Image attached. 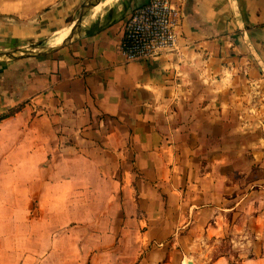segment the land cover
I'll return each instance as SVG.
<instances>
[{"label":"crops","instance_id":"crops-1","mask_svg":"<svg viewBox=\"0 0 264 264\" xmlns=\"http://www.w3.org/2000/svg\"><path fill=\"white\" fill-rule=\"evenodd\" d=\"M76 1L0 0V50ZM117 1L0 57V264H264V0H184L178 49L136 59L149 0Z\"/></svg>","mask_w":264,"mask_h":264},{"label":"built area","instance_id":"built-area-1","mask_svg":"<svg viewBox=\"0 0 264 264\" xmlns=\"http://www.w3.org/2000/svg\"><path fill=\"white\" fill-rule=\"evenodd\" d=\"M184 0H149L124 22L121 48L129 59L150 58L178 49Z\"/></svg>","mask_w":264,"mask_h":264},{"label":"rangeland","instance_id":"rangeland-1","mask_svg":"<svg viewBox=\"0 0 264 264\" xmlns=\"http://www.w3.org/2000/svg\"><path fill=\"white\" fill-rule=\"evenodd\" d=\"M107 1H109V0H105V1H103L102 3H99V4H97L96 5V7H94V9L93 10H91L90 11V7H89V5H87L86 6V9H85V13H84V16H83V18H88L89 16H96V18L99 16V17H102V16H104V14L102 13V12H100V8H99V6H102L103 4H105ZM120 1V2H119ZM114 6H124V5H126V3H128V4H131V1L132 0H119ZM85 2H87V3H89V0L87 1V0H77L76 2H75V4H74V6L72 7L73 9H72V12H69L68 14H65L64 16H63V19L62 20H60L58 23H56L55 25H54V27L53 28H49L46 32V35H44L43 37L42 36H39L38 34H34L32 37H31V39H27L26 40V42H24V44H23V46H21V47H18V46H16L18 43H20V42H17V43H12V46L10 47V48H7V49H2V50H0V52H4V51H20V50H29V49H32V48H36V50H38L40 47H43V46H46V45H48V44H52L53 42H56V44H59V43H61L60 41H57L58 40V37H60V36H58L57 37V39H55V40H53V39H51L52 37H53V35L56 33V30L57 29H59V28H61V27H63V26H65V25H69L68 26V28L66 29V30H64L62 33H65L66 31H68V29H70V27H71V25H72V23L75 21V20H77V18L79 17V15H80V12H81V10H82V8H83V5H84V3ZM114 6H113V8H114ZM109 8V7H108ZM108 8L106 9V10H108ZM105 10V11H106ZM111 10V9H110ZM109 10V11H110ZM91 12V13H90ZM86 16H88V17H86ZM83 25V24H82ZM84 26V25H83ZM84 33V32H83ZM62 35V34H61ZM71 35V34H70ZM69 35V36H70ZM38 36V37H37ZM68 36V37H69ZM72 38V37H71ZM2 40H0V44H1V46L3 47V43L1 42ZM255 112V111H254ZM251 113H253V112H251ZM255 114V113H254ZM236 140H238V141H240V138H238V137H236ZM263 173V172H262ZM253 174H256V173H253ZM93 255V254H92ZM98 256V255H100V254H98V253H94V256ZM118 255V254H117ZM119 256V258L120 257H125V254H119L118 255ZM126 256H128V255H126ZM129 257H131V258H134L135 259V254L132 256V255H129ZM99 259L101 260V257H99ZM136 260V259H135ZM133 261V259L130 261L129 260V262L130 263H133L132 262ZM128 262V263H129ZM118 264V261L117 262H115L114 261V259L112 260L111 259V262H110V264ZM84 264H89L88 262H84ZM105 264H107V263H105Z\"/></svg>","mask_w":264,"mask_h":264},{"label":"water","instance_id":"water-1","mask_svg":"<svg viewBox=\"0 0 264 264\" xmlns=\"http://www.w3.org/2000/svg\"><path fill=\"white\" fill-rule=\"evenodd\" d=\"M87 4H88L87 2L84 3L79 17L77 18V20L74 21V24L72 25L71 30H70L72 33L77 31V30L82 29V23H83L82 20H83V16H84ZM59 47L60 46L53 47L51 45H46V46L40 47L38 50H36V48H32L29 50H20V51H4V52H0V57H2V58H17L20 56L38 55V54H43V53H47V52H52L53 50H55Z\"/></svg>","mask_w":264,"mask_h":264},{"label":"bare ground","instance_id":"bare-ground-1","mask_svg":"<svg viewBox=\"0 0 264 264\" xmlns=\"http://www.w3.org/2000/svg\"><path fill=\"white\" fill-rule=\"evenodd\" d=\"M99 0H89V3H88V5H89V7H90V11L91 10H93L94 9V7H96V5L97 4H99V3H102L103 1H105V0H100L99 2H98ZM119 1V0H118ZM117 1V2H118ZM116 2V3H117ZM120 2V1H119ZM115 3V4H116ZM91 13V12H90ZM86 17H88V16H86ZM96 18V16H89L88 18H83V20H82V24L83 25H85V24H87L88 22H90L91 20H93V19H95ZM99 18V17H98ZM74 24V22L72 23V25ZM72 25H71V27H72ZM71 27H70V29H68V31H66L65 33H63L62 35H60V37H58V40L57 41H60V42H63V43H59V44H56V42H53L52 44H51V46H53V47H55V46H62V45H65L66 43H68V42H70V41H72V40H74L75 38H77L78 36H80V35H82L83 33H81L80 35H78V36H76V37H73L74 35H76L80 30H77V31H75V32H71L70 30H71ZM71 34V35H70ZM70 35V36H69ZM69 36V37H68ZM71 37H73V38H71ZM71 38V39H70ZM48 45H50V44H48Z\"/></svg>","mask_w":264,"mask_h":264}]
</instances>
